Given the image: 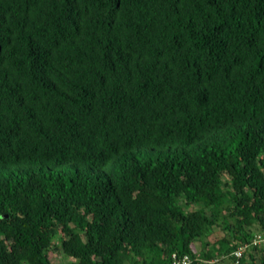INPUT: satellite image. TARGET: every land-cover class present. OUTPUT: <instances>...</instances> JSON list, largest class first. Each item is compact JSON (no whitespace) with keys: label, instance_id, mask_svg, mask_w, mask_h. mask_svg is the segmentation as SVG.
<instances>
[{"label":"trees","instance_id":"16d2710c","mask_svg":"<svg viewBox=\"0 0 264 264\" xmlns=\"http://www.w3.org/2000/svg\"><path fill=\"white\" fill-rule=\"evenodd\" d=\"M257 224L264 0H0V264H248Z\"/></svg>","mask_w":264,"mask_h":264},{"label":"rangeland","instance_id":"374dc122","mask_svg":"<svg viewBox=\"0 0 264 264\" xmlns=\"http://www.w3.org/2000/svg\"><path fill=\"white\" fill-rule=\"evenodd\" d=\"M261 229L262 228L258 224L252 226V228H251L252 232H254V233L261 232L262 231ZM215 231H216L215 233H212L208 237H203V238L197 239L196 244H195L197 251L200 252V250H202V248H204L206 242L209 241L212 244L215 241H217L219 238H221L225 233H227L226 230L222 229L219 226L215 227ZM235 241L239 243V240H234L233 243H235ZM263 241L264 240L260 241V243ZM218 246H219V244H218ZM253 251H254L253 253L255 255V260H254V262L252 261L248 264H262V262L264 260V244L259 245L258 248H254ZM224 255L220 254L218 256L220 258H222ZM50 260H51L52 264H73L75 262L74 258H69L68 260H65L63 257V253L59 250H54V249L50 252Z\"/></svg>","mask_w":264,"mask_h":264},{"label":"built area","instance_id":"2783aa9c","mask_svg":"<svg viewBox=\"0 0 264 264\" xmlns=\"http://www.w3.org/2000/svg\"><path fill=\"white\" fill-rule=\"evenodd\" d=\"M248 245L240 246L237 250L234 251V254L238 257L242 256L243 251L246 249ZM219 259L215 260H204L205 264H212L215 261H218ZM192 263V257L189 254L180 255L179 253L175 252L172 254V259L170 264H191Z\"/></svg>","mask_w":264,"mask_h":264},{"label":"clouds","instance_id":"9594fccd","mask_svg":"<svg viewBox=\"0 0 264 264\" xmlns=\"http://www.w3.org/2000/svg\"><path fill=\"white\" fill-rule=\"evenodd\" d=\"M262 240H264V232H258V233H255L254 234V237L252 238V244L253 245H255V246H259V245H261V244H264V241L263 242H261L260 243V241H262ZM238 249V248H237ZM236 249V250H237ZM177 252V251H176ZM173 253H175V252H173ZM172 253V254H173ZM178 253V252H177ZM180 254V253H179ZM185 254H187V253H185ZM185 254H180V255H185ZM191 257H192V255L191 254H189ZM171 259H172V255H171ZM197 259H199V261L201 262V263H203V264H205V262H204V260H207V259H204V258H200L199 256L197 257ZM215 259H217V258H212L211 260H215ZM193 257H192V263H193ZM207 261H210V260H207ZM170 263H171V261H170ZM169 263V264H170ZM191 263V264H192ZM219 263V260L218 261H215L214 263H212V264H218Z\"/></svg>","mask_w":264,"mask_h":264}]
</instances>
